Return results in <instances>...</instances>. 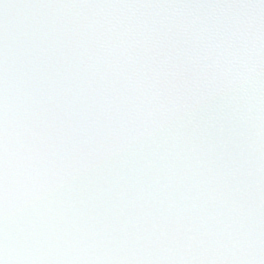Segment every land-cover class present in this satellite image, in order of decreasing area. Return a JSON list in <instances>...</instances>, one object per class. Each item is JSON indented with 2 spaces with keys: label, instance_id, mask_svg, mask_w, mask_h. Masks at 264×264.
<instances>
[{
  "label": "snow or ice",
  "instance_id": "1",
  "mask_svg": "<svg viewBox=\"0 0 264 264\" xmlns=\"http://www.w3.org/2000/svg\"><path fill=\"white\" fill-rule=\"evenodd\" d=\"M0 264H264V0H0Z\"/></svg>",
  "mask_w": 264,
  "mask_h": 264
}]
</instances>
